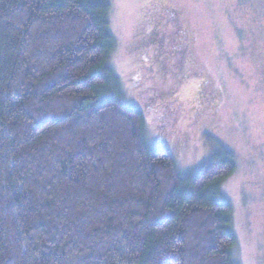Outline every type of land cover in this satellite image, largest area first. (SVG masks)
Here are the masks:
<instances>
[{
	"label": "trees",
	"instance_id": "trees-1",
	"mask_svg": "<svg viewBox=\"0 0 264 264\" xmlns=\"http://www.w3.org/2000/svg\"><path fill=\"white\" fill-rule=\"evenodd\" d=\"M108 1L0 0V264H236L234 163L181 178L147 145Z\"/></svg>",
	"mask_w": 264,
	"mask_h": 264
},
{
	"label": "rangeland",
	"instance_id": "rangeland-1",
	"mask_svg": "<svg viewBox=\"0 0 264 264\" xmlns=\"http://www.w3.org/2000/svg\"><path fill=\"white\" fill-rule=\"evenodd\" d=\"M108 3L121 102L143 114L145 142L166 149L181 178L230 157L221 191L235 262L264 264V0Z\"/></svg>",
	"mask_w": 264,
	"mask_h": 264
},
{
	"label": "flooded vegetation",
	"instance_id": "flooded-vegetation-1",
	"mask_svg": "<svg viewBox=\"0 0 264 264\" xmlns=\"http://www.w3.org/2000/svg\"><path fill=\"white\" fill-rule=\"evenodd\" d=\"M172 12V11H171ZM173 15V14H172ZM183 40V39H182ZM208 85H206L205 87H207ZM198 92L199 91H196V96H195V98H198L197 100H199V102H200V100H201V97H200V95L198 94ZM211 96V95H210ZM196 100V99H195ZM198 105H199V103H197Z\"/></svg>",
	"mask_w": 264,
	"mask_h": 264
}]
</instances>
